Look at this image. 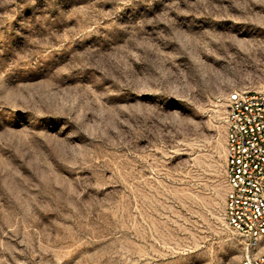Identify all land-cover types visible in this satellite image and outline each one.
I'll return each instance as SVG.
<instances>
[{
	"label": "rangeland",
	"instance_id": "374dc122",
	"mask_svg": "<svg viewBox=\"0 0 264 264\" xmlns=\"http://www.w3.org/2000/svg\"><path fill=\"white\" fill-rule=\"evenodd\" d=\"M264 90V0H0V264H240L226 99Z\"/></svg>",
	"mask_w": 264,
	"mask_h": 264
},
{
	"label": "built area",
	"instance_id": "2783aa9c",
	"mask_svg": "<svg viewBox=\"0 0 264 264\" xmlns=\"http://www.w3.org/2000/svg\"><path fill=\"white\" fill-rule=\"evenodd\" d=\"M224 122L226 219L245 242L240 264H264V90L231 91Z\"/></svg>",
	"mask_w": 264,
	"mask_h": 264
}]
</instances>
